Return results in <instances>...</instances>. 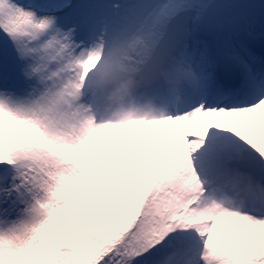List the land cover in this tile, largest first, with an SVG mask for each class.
I'll list each match as a JSON object with an SVG mask.
<instances>
[{
	"label": "snow or ice",
	"instance_id": "6c2138e0",
	"mask_svg": "<svg viewBox=\"0 0 264 264\" xmlns=\"http://www.w3.org/2000/svg\"><path fill=\"white\" fill-rule=\"evenodd\" d=\"M0 264H264V0H0Z\"/></svg>",
	"mask_w": 264,
	"mask_h": 264
}]
</instances>
